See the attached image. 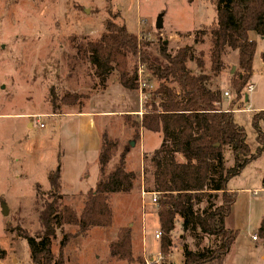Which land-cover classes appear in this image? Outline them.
<instances>
[{
	"label": "rangeland",
	"instance_id": "374dc122",
	"mask_svg": "<svg viewBox=\"0 0 264 264\" xmlns=\"http://www.w3.org/2000/svg\"><path fill=\"white\" fill-rule=\"evenodd\" d=\"M213 2L0 0V264H31L27 244L21 233L34 235L40 231L38 211L50 192L48 174L57 165L62 168L63 179L68 184L63 189L61 185L59 187L62 197L60 202L69 205L78 215L87 192L95 187L100 177L94 154L77 151L74 138L77 119L62 116L65 112L76 111L77 107L61 105L54 113L61 117L50 116L53 113L51 98H56L57 104L64 91L88 92L91 95L103 90L108 84L118 82L112 73L105 87H99L97 80L93 79L91 68L85 64L71 72L68 57L73 50L69 37L96 40L103 32L109 10L118 13L117 23L123 24L139 40L147 42L144 49L151 57L158 56L161 43L172 54L179 47L193 45L196 55L199 51L203 53L207 70L210 65V42L205 37L204 43L193 44V38L198 29L206 28L214 21ZM159 15L162 27L157 29L155 22ZM256 50L255 73L248 82L254 87L247 92L243 89L247 99L252 101L248 102L244 96L241 107H235L233 111L235 121L246 131V143L252 152L258 143L250 123L251 108H264V61L261 56L264 53V39L259 36ZM234 59L238 62L236 51L223 55L226 65L221 72L228 82L237 69L229 73L231 60ZM130 65H134L132 60ZM188 67L198 72L194 61H190ZM220 78L219 74L213 78V82L218 85ZM224 78H221V86L228 90L230 97L222 95V100L227 103L234 95L230 86L227 88L224 84ZM138 83V89H144V106V101H151V91L157 87V82L145 70L142 73L139 71ZM87 102L88 99L81 109L86 106L92 110L102 108L97 103ZM131 103L136 106L137 100L133 99ZM120 106L110 104L108 107ZM36 118L44 124L43 127L35 122ZM136 119L134 115L129 119L123 116L112 118L107 129H104L111 138L118 140V148L109 167L117 161L120 151L130 141L128 152L133 154V158L130 165L125 167L136 174L133 188L128 193L109 196L112 212L110 225L90 227L84 232L71 225L56 229L52 251L56 256H62L64 264H157L149 261L160 252L159 238L155 237L159 231L156 205L152 202L151 193L145 190L152 187L151 167L147 158L159 146L161 134L147 130L143 131V136L141 133L145 153L141 161L137 160L140 136L132 140V129L129 128L130 122ZM27 122L33 126L30 128ZM260 128L264 134V121L260 122ZM262 143L264 145V140ZM223 155L225 165H231L232 156L227 147H224ZM263 174L264 151L228 182V187L236 192V199L226 223L238 233L222 264H235L243 256H247L250 261L257 258L259 245L256 241L260 242L261 239L257 237L254 241L251 237L256 234L263 215V192L258 190ZM3 204L7 207L6 215L2 213ZM204 205V202L200 204V208ZM124 227L130 229L131 261L109 255V243L116 240L118 230ZM181 233L178 222L172 234V245L159 264H181L183 242L191 249L209 243V237L202 236L195 243L189 235L182 239ZM65 235H68V240L60 247L59 242Z\"/></svg>",
	"mask_w": 264,
	"mask_h": 264
},
{
	"label": "trees",
	"instance_id": "16d2710c",
	"mask_svg": "<svg viewBox=\"0 0 264 264\" xmlns=\"http://www.w3.org/2000/svg\"><path fill=\"white\" fill-rule=\"evenodd\" d=\"M213 5L214 21L198 29L193 38V44L204 43L205 37L210 42L207 70L203 53L199 51L196 55L193 45L179 47L172 54L161 43L158 56L151 57L144 49L147 42L117 23L118 13L109 10L103 32L96 40L69 37L73 50L68 57L69 70L75 72L84 64L89 65L99 87L104 88L107 78L114 73L122 87L138 89L139 65L157 82V87L151 91V101L143 100L142 113L134 115L137 119L130 122L129 128L132 140L139 139L141 130L161 134L159 146L147 158L152 187L145 191L157 193L155 205L162 256L172 245V234L178 222L182 239L189 235L198 243L202 236L209 237V243L201 248L191 249L183 242L182 264H222L238 233L226 224L236 199V192L227 188L228 181L264 151V134L260 128L264 108L250 117L258 143L253 152L246 143L244 127L233 115L235 107H241L246 95L243 89L252 76L256 41L250 38V33L264 36V0H214ZM229 51H236L238 55L237 69L229 81L234 97L227 108L222 109V92L213 78L224 69L222 57ZM261 56L264 58L263 54ZM130 60L134 65H130ZM190 61L195 62L197 73L188 67ZM141 92L144 93L143 88ZM89 95L88 92L64 91L58 98L59 104L56 98H51L53 113L61 105L75 106L79 112ZM131 116L127 114L124 118ZM129 146L130 141L109 167L118 140L105 130L101 133L97 156L100 177L95 187L87 192L79 215L60 202L59 165L48 174L50 192L38 211L41 229L34 235L21 233L31 264H64L62 256L52 251L56 229L61 226H76L78 231L84 232L90 227L110 225L109 196L128 193L136 179V174L125 167ZM224 147L231 152L229 166L225 165ZM261 188L263 215L255 235L261 239L264 249V174ZM203 202L205 205L200 208ZM67 240L68 235H65L59 242L60 247ZM108 248L110 257L131 261L130 229L120 228L116 240L110 242Z\"/></svg>",
	"mask_w": 264,
	"mask_h": 264
},
{
	"label": "crops",
	"instance_id": "0c3cea01",
	"mask_svg": "<svg viewBox=\"0 0 264 264\" xmlns=\"http://www.w3.org/2000/svg\"><path fill=\"white\" fill-rule=\"evenodd\" d=\"M257 36L258 35H251L250 33V38L254 39L256 41V47H257ZM260 37V36H259ZM262 39H264V36L261 37ZM256 51L254 53V57H253V61H252V76L255 73L254 72V63H255V58H256ZM264 56V53H262ZM261 54V55H262ZM223 59V57H222ZM264 61V58H263ZM224 64L226 65L225 61L223 60ZM231 67H234V69L237 68V61L231 60V65L229 68V73L233 72L232 70L230 71ZM220 77L223 79V72L220 73ZM220 78V80L218 79V87L222 92V95H224V92L228 90L222 89V79ZM224 84L227 85V88L229 86V82L227 81V79L224 78ZM96 93L91 94L88 96V104L91 103H97L100 107L102 106V108L100 109H94L92 110L91 108H89V106L83 107L79 112L74 111V112H65L62 114V116H67V117H73L77 119V133L75 134V142H76V147H77V151L78 152H87V153H92L94 154L95 157V163L98 164L97 161V156H98V151H99V147H100V136L101 133L104 131V129H107V125L109 124L110 120L112 118H117L120 116L127 115V114H131V115H140L142 113V94L140 89L137 90H128L125 89L124 87H122L120 84L118 83H113V84H108L103 90L100 91H95ZM227 97H230L227 96ZM245 100H247L248 102L252 101V99L250 100L249 98L247 99V96H245ZM128 99H132L131 101H129ZM133 99L137 100V105H133L132 106V101ZM231 100V99H230ZM230 100L227 101V103H223V100H221L220 103V108L222 109H226L227 105L229 104ZM112 104H121L120 107H116V108H109L108 106ZM104 106V108H103ZM243 106V104H242ZM108 107V108H106ZM252 109V113L255 111L260 110V108H251ZM50 116L53 117H61L59 116V114H54V113H50ZM251 117V116H250ZM75 119V120H76ZM27 126H30V123L27 122L26 123ZM33 126V124L30 126V128ZM44 126V124H43ZM143 131L141 130L140 132V150L138 151V158L139 161H141L142 159V155L145 153L144 150V141L141 137V133L143 136ZM159 134V133H158ZM155 150V149H154ZM55 156V155H54ZM133 158V154L131 152H128V154H126L125 157V165H130L131 161ZM60 168V166H59ZM59 180H60V185L61 188H64L65 180L63 179V172H62V168H60L59 170ZM82 176H80L79 178L81 179ZM229 182V181H228ZM68 185V184H66ZM227 188L229 190H231L228 187L227 184ZM239 190L243 191V188H240ZM259 191H262V188L259 187L258 188ZM157 218V216H156ZM157 221V220H156ZM227 224V223H226ZM157 226H158V221H157ZM228 226V225H227ZM253 240V239H252ZM256 241V240H254ZM259 245V249L256 253L257 258L255 259L257 261V263H254V261H250L247 256H243L241 257V259H237L235 264H264V249L261 245V243L259 241H256ZM180 257H181V264H182V255L180 252Z\"/></svg>",
	"mask_w": 264,
	"mask_h": 264
},
{
	"label": "built area",
	"instance_id": "2783aa9c",
	"mask_svg": "<svg viewBox=\"0 0 264 264\" xmlns=\"http://www.w3.org/2000/svg\"><path fill=\"white\" fill-rule=\"evenodd\" d=\"M139 71H140V73H142L143 71H145V69H144V67H143L142 65H139V66H138V71H137V72H138V80H139ZM140 75H141V74H140ZM138 84H139V83H138ZM253 87H254L253 84L248 83V85H247L246 88H245L246 92L252 90ZM139 89H140V91H141V87H140ZM141 94H142V99H144V98H145V97H144V94H143L142 92H141ZM224 95H225V96H229V93H228L227 91H225V92H224ZM35 122L39 125V127H43V124H42L41 122H39L37 118L35 119ZM151 195H152V202H153V203H156L157 193H155V192H151ZM159 235H160V232L158 231V232H156L155 237H156V238H159ZM251 238H252L253 240H257V236H256V235H253ZM162 258H163V257H162V254H161L160 252H158L157 255H156L155 257H151V258L149 259V261H150V262H155V263L159 264V263L161 262Z\"/></svg>",
	"mask_w": 264,
	"mask_h": 264
},
{
	"label": "water",
	"instance_id": "95a60500",
	"mask_svg": "<svg viewBox=\"0 0 264 264\" xmlns=\"http://www.w3.org/2000/svg\"><path fill=\"white\" fill-rule=\"evenodd\" d=\"M155 27L157 29H160L162 27V19H161V15H159L156 19V22H155ZM232 71H234V67H232ZM246 98V97H245ZM132 144V143H131ZM2 213L3 215H6L7 214V207L3 204L2 206Z\"/></svg>",
	"mask_w": 264,
	"mask_h": 264
}]
</instances>
